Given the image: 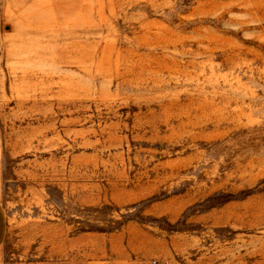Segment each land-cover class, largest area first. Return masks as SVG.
Here are the masks:
<instances>
[{"label": "rangeland", "instance_id": "1", "mask_svg": "<svg viewBox=\"0 0 264 264\" xmlns=\"http://www.w3.org/2000/svg\"><path fill=\"white\" fill-rule=\"evenodd\" d=\"M0 264H264V0H0Z\"/></svg>", "mask_w": 264, "mask_h": 264}, {"label": "crops", "instance_id": "2", "mask_svg": "<svg viewBox=\"0 0 264 264\" xmlns=\"http://www.w3.org/2000/svg\"><path fill=\"white\" fill-rule=\"evenodd\" d=\"M2 161V148L0 141V164ZM8 231V218L5 207L3 206L2 201L0 200V248L4 244Z\"/></svg>", "mask_w": 264, "mask_h": 264}, {"label": "built area", "instance_id": "3", "mask_svg": "<svg viewBox=\"0 0 264 264\" xmlns=\"http://www.w3.org/2000/svg\"><path fill=\"white\" fill-rule=\"evenodd\" d=\"M107 264H111V263H107Z\"/></svg>", "mask_w": 264, "mask_h": 264}]
</instances>
